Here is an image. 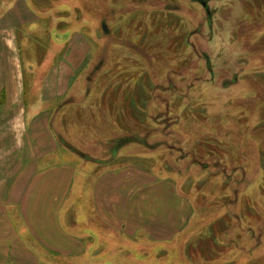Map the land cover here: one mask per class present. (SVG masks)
Instances as JSON below:
<instances>
[{"label":"rangeland","instance_id":"obj_1","mask_svg":"<svg viewBox=\"0 0 264 264\" xmlns=\"http://www.w3.org/2000/svg\"><path fill=\"white\" fill-rule=\"evenodd\" d=\"M27 1L31 98L70 45L87 51L55 104L63 151L108 161L82 172L171 180L191 208L172 241L127 244L113 264H264V0Z\"/></svg>","mask_w":264,"mask_h":264},{"label":"crops","instance_id":"obj_2","mask_svg":"<svg viewBox=\"0 0 264 264\" xmlns=\"http://www.w3.org/2000/svg\"><path fill=\"white\" fill-rule=\"evenodd\" d=\"M37 21L27 0H0V264H113L127 244L172 241L191 216L176 184L139 167L82 172L53 129L86 47L70 45L27 94L18 39Z\"/></svg>","mask_w":264,"mask_h":264},{"label":"trees","instance_id":"obj_3","mask_svg":"<svg viewBox=\"0 0 264 264\" xmlns=\"http://www.w3.org/2000/svg\"><path fill=\"white\" fill-rule=\"evenodd\" d=\"M79 154H81L83 157H85L86 159H88L89 161H96L97 159H95V157H92V156H90L89 154H87V153H79ZM89 157V158H88ZM90 157H92L93 158V160H92V158H90Z\"/></svg>","mask_w":264,"mask_h":264}]
</instances>
